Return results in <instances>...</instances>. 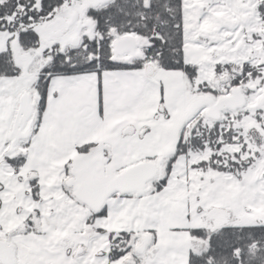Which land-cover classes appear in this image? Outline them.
Here are the masks:
<instances>
[{
    "label": "snow or ice",
    "instance_id": "obj_1",
    "mask_svg": "<svg viewBox=\"0 0 264 264\" xmlns=\"http://www.w3.org/2000/svg\"><path fill=\"white\" fill-rule=\"evenodd\" d=\"M0 264H264V0H0Z\"/></svg>",
    "mask_w": 264,
    "mask_h": 264
}]
</instances>
